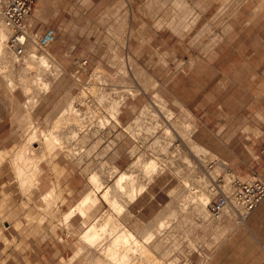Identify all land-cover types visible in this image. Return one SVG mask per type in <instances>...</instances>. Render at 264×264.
<instances>
[{"label": "rangeland", "instance_id": "374dc122", "mask_svg": "<svg viewBox=\"0 0 264 264\" xmlns=\"http://www.w3.org/2000/svg\"><path fill=\"white\" fill-rule=\"evenodd\" d=\"M40 1L27 20L29 44L12 65L11 76L4 73L15 85L12 95L5 91V76L0 79V264H93L95 256L100 258V252L85 253V249L79 257L74 255L81 230L93 223V218L85 222L75 215L63 224L62 216L92 190L85 164L76 167L64 156L53 158L52 165L40 162L41 174L28 184L34 188L29 187L26 195L13 179L10 155L25 129L29 103L21 91L24 82L36 92L32 121L40 129L52 126L71 101L88 97L91 105L94 89L105 88L118 103L115 114L106 113L107 101L99 113L109 123H104L106 132L111 133L105 139L117 144L116 157L108 162L118 173L132 171L129 176L145 183L141 194L137 192L134 200L126 201L127 210L118 216L99 196L98 215L119 220L138 238L140 230L176 215V227L171 225L167 237L156 241L160 250L153 252L152 263L207 264L238 227L237 216L229 208L223 210L230 213L216 218L209 205L221 204L222 196L234 188V181L264 179V55L256 65H249L238 53L244 28L247 51H264V0ZM47 33L53 39L42 45ZM6 47L8 56L16 54ZM28 47L35 55L47 58L39 72L25 64ZM36 82L46 84L47 93L38 96ZM166 111L173 117L170 125L161 118L158 121L166 125L168 134L159 130L156 135L159 144L168 147L166 155L160 147L136 143L126 134L125 128L137 118L145 115L143 124L151 127L152 116ZM112 116L116 117L113 121ZM175 127H184V135L188 134L204 153H191L188 144L183 145L182 137L175 134ZM181 155L190 159L191 166L185 165ZM150 160L159 165L152 179H146L142 168ZM183 178L191 182L187 185L193 195H182ZM50 188H56L59 200L52 199V203L58 201L45 210L44 198ZM200 193H211L204 206L206 217L194 211L197 206L193 202L199 203ZM132 218L135 224L138 221L139 232L133 228ZM88 253L91 263L85 257Z\"/></svg>", "mask_w": 264, "mask_h": 264}, {"label": "bare ground", "instance_id": "6f19581e", "mask_svg": "<svg viewBox=\"0 0 264 264\" xmlns=\"http://www.w3.org/2000/svg\"><path fill=\"white\" fill-rule=\"evenodd\" d=\"M43 1L44 0H41L40 4H41V2L43 3ZM36 9H37V11H36ZM36 9H35V11L38 13L40 10V7L38 6ZM11 35H12V29L9 28L5 24L4 20L2 19L1 15H0V79H2V78L4 79V76H5L4 73H6V71H8L10 76H11L12 65H14V62L17 60L16 58L18 56L23 55L24 50L27 46L26 45L24 47L21 54H18L13 48L9 47L10 49L14 50V52L17 55L13 54L12 56L11 55L8 56L7 47H6L8 45V42L6 43L7 45H5V42H6V40L10 39ZM26 36H27V34H26ZM29 38L27 36V40H29ZM29 48L30 47H28L26 49L28 52L25 51L26 52V55H24L25 56L24 57L25 58V60H24L25 64H26L27 68L34 69L35 71L39 72V69L47 64V58L45 56L35 55L34 52H32L33 50L32 51H30L31 49L28 50ZM9 52H11V51H9ZM6 74H8V73H6ZM29 74L31 75V72H29ZM22 75H24V74H22ZM35 76H36L37 81H39L40 74L39 73L37 75L35 74ZM24 77L26 78L25 75H24ZM33 77H34V75L31 76V78H33ZM5 79H6V76H5ZM6 80H8V79H6ZM6 80H2V82H4L3 85L5 86V91H7V93L9 92L8 95H12L15 85L11 81L12 80L11 77L8 81H6ZM42 84H43V82L42 83L39 82V84L38 83L34 84V86H37L36 90L38 89L37 90L38 96L44 92L47 93L46 84L45 85L44 84L42 85ZM20 86H21L22 93L25 96H27L26 99L28 98L29 103H28V108L26 109V111L24 110L26 112L25 114H27L26 115V122H25V125L23 127L25 129L22 130V132H21L22 134L20 135V142L17 143V145H15L14 152L11 153L10 160H9V166H10L11 171H12L13 179L15 180V183H17V188L20 191V193L26 195L28 188L29 187L32 188L30 185L28 187V184L31 183V185H32L33 184L32 182L35 180L34 178H36V176H38V177L40 176V174H41V170L39 168L40 162L47 161V164L52 165L53 158L59 157V156H64L71 163L76 165V167L77 166H83L85 164L87 170H86V172L84 170V172L85 173L88 172V181L92 186V190L84 193L83 194L84 196H82V199L80 201H78V203H76L72 209L70 208L69 212L67 214H64L62 216L63 217V224L69 223L75 215H78L79 218L84 219L85 222H87L89 220V218H93V223L86 225V227L84 225L85 224V222H84L83 225H84L85 229L81 230V231H83L82 233L79 234L75 231V233H77L76 235L79 234V238L77 239L78 241L76 242L77 243L76 248H75L76 252L74 254L75 257H77V256L79 257V255L82 254L84 249H85V251H86L85 253H87V250H88V252L89 251L91 252L92 250L95 252H100V254L98 253L100 255V258L99 257L96 258V256H95V261L93 264H130L131 262H134V264H146L147 262H149V264L150 263L153 264L152 262H154V254H155L154 251L160 250V248L158 246H155L156 241L160 240L162 242L161 238L163 239L164 236L167 235V232H168V230H170L169 228L171 225L176 227V225L178 223L176 217H178V216L170 214L169 221H171V224H169V221H167V222L165 221V223L157 221V224L154 223L153 225L149 226V228L147 230L146 229H144V231L140 230L142 232V234L140 233V237L138 238V237L133 235L132 231L125 228L119 220L111 219L112 217L110 218V216L109 217L105 216L104 213H102L104 215H101V216L98 215L100 212V206H101V204H100L101 202H99V196L101 199H103V201L107 205H109L111 207L112 210H114L115 215L118 216L119 214H121L124 211V209H126V201L134 200L136 197V193L138 192L140 195L144 189L143 185H144L145 181H144V183H141L138 175H136L138 178H134V176H132V177L129 176L132 171L129 174L125 171L123 173H118L117 169L115 167H113L108 162L110 159H114L116 157L115 146L117 144L115 145V144H113L114 142H112V141L110 142L109 140L105 139V135L111 134V133L106 132L107 131L105 129L106 125L104 123L106 122V124H108V125H109V123H108L107 119L104 120L105 117L104 118L100 117L99 113H100V108H101V110H103L104 109L103 104L105 101H107V105L105 108V110H107L106 113L109 112L108 113L109 116H111L110 113L112 115L115 114L117 111V108H118V103H116L113 99H111V97L109 95L106 94L107 90L105 88H104L105 90L103 88H99L96 90V88H95L94 89L95 92L93 91L94 96L92 95L94 97L92 99L93 103L91 105H89L87 103L88 97L83 98L81 101L73 100L68 104L65 111H63L55 119L52 126L46 128V129H43V128L40 129V128L35 127L36 124L34 125V123L32 121V111L34 109V103L37 101V100H34L36 92L34 90L32 91L30 86L26 82L21 83ZM39 92H41V93H39ZM37 95H36V97H37ZM102 107H103V109H102ZM147 112H149V111H147ZM158 114L157 115H156V113H155V115L152 114L153 116L151 114L150 115L148 114L149 116H152V119H153L152 120L153 124H152V126L150 125L151 127L144 126V124H143V120L145 118V115H144L142 118H140V119L137 118L136 120H134V122L131 125H128L125 128V132L127 135H129V137H131V139L134 142L143 143L142 145L145 144V146L146 145L147 146L152 145L153 148H155L156 146L160 147V152L162 151V153L166 155L167 151H168V147L166 146V148H165V147L161 146L159 144L160 142L158 140L159 137L156 135L158 134L159 130H163L165 135L168 134L166 125L167 126L170 125V122H171L173 117L171 116L170 112H168V111L163 113V115H158ZM114 116H116V115H114ZM112 118L115 120L116 117L112 116L110 119H112ZM159 118L164 120V124H166L165 126H162L159 123V121H158ZM113 119H112V121H113ZM161 119H160V121H161ZM114 123H117V122H114ZM114 123H111V125ZM162 124H163V122H162ZM175 124L176 123H174V125ZM177 125H178V123H177ZM176 129H177V131L175 134H178L179 136L182 137L181 143L183 145L188 144V147H190L191 153L193 152L194 155L195 154L199 155V153L200 154L204 153L205 150L202 149V147L200 148L198 145L194 144L192 142V140L190 138H188V136H187L188 134L184 135L182 129H178V128H176ZM151 141H152V143H151ZM169 142H171V141H169ZM163 144H165V143H163ZM130 153H131L130 156L132 157L135 152L133 150ZM191 153H189V154H191ZM198 155H196V156H198ZM163 157H165V156H163ZM137 159H138V156H137ZM165 159L168 160L169 158L166 157ZM182 159L184 160L185 165H188V166L190 165V159H188L186 156H182ZM183 160H182V163H183ZM156 161L159 162V160H157V157H156ZM156 163L157 162L150 160V162L145 163L144 166L142 165L143 168L141 166V168L143 170V173H142L143 178L147 177L150 179L153 176V173L157 168L156 165H159ZM165 163H167V162H165ZM168 163L170 164V162H168ZM135 164H137V163L135 162ZM129 167H131V166H129ZM132 167H133V165H132ZM132 170H133V168H132ZM192 170H190V171H192ZM175 172H177V171H175ZM134 173H136V172H134ZM187 179L184 181V178H183V181L185 183V184L183 183L184 186H182V189L185 190V192H183V190H182L183 196L185 194L190 196L193 192L190 188L191 182L187 183ZM34 183L36 184V182H34ZM197 183H195V184L197 185ZM187 184H190L189 187ZM199 184H202V182L200 181ZM197 186H199V185H197ZM201 187H204V186L202 185ZM220 188L222 189V187H220ZM225 188H226V186H225ZM55 189L50 188L48 193H46L47 196L45 195L46 197L44 199H45V203H47L46 205H44L45 210H46V208L49 209L48 207L50 206V204L52 203L54 198L58 199L57 195L55 196ZM219 191H220V189H219ZM222 191H224V188L222 189ZM207 192H210V190ZM138 193H137V196H138ZM209 194H211V193H208V194H206V193L201 194L200 193V195L197 198L199 203L198 204L194 203L196 201L193 202V204H196L195 206H197V207H194V211L199 212L202 215V216L199 215L200 217L208 216L206 214L204 206L207 204V202L211 198V197L209 198V196H210ZM227 195H229V193ZM57 201H54V202H57ZM130 203H132V201ZM55 204L56 203H54V206H55ZM191 204H192V202H191ZM193 204L191 206H193ZM50 207H53V205ZM225 207L229 208V210L231 212H233L234 215L237 216L236 219L238 221H236V222H238L237 223L238 225H240L244 222V219H245L244 215H237L235 213V211L228 205L223 206L221 212L217 216H214V217L219 218L221 216V214H224L225 212L230 213V211L228 209L223 210ZM189 209H191V207ZM47 212H48V210H47ZM47 212H45V213H47ZM96 213H97V215H96ZM116 213H118V214H116ZM184 214H185V212H184ZM183 217H185V216H183ZM133 219L134 218H132V220H131L132 221L131 224L134 223V221H135V220L133 221ZM180 221H181V219H180ZM40 224H41V222H40ZM134 225H136V226H134ZM134 225H133L134 226L133 228L136 229V227H137L136 230L138 231V226H137V225H139L138 221H137V224L134 223ZM135 229H133V230H135ZM165 237H167V236H165ZM189 243H190V241L188 242V244ZM162 245H163V243H162ZM162 251H163V249H162ZM153 252H154V254H153ZM87 255H89V253L85 255L86 258H87ZM89 262H90V260H89ZM85 264H86V262H85Z\"/></svg>", "mask_w": 264, "mask_h": 264}, {"label": "built area", "instance_id": "2783aa9c", "mask_svg": "<svg viewBox=\"0 0 264 264\" xmlns=\"http://www.w3.org/2000/svg\"><path fill=\"white\" fill-rule=\"evenodd\" d=\"M38 0H0V15L5 24L12 29V35L8 41L9 47L21 54L28 44L27 19ZM52 35L47 33L41 44L52 41ZM233 190L229 195H223L221 204H210L211 214L217 216L222 207L230 206L237 215H244L252 211L264 199V179H256L251 182L242 183L234 181L231 183Z\"/></svg>", "mask_w": 264, "mask_h": 264}, {"label": "crops", "instance_id": "0c3cea01", "mask_svg": "<svg viewBox=\"0 0 264 264\" xmlns=\"http://www.w3.org/2000/svg\"><path fill=\"white\" fill-rule=\"evenodd\" d=\"M246 31L244 28L243 35L240 36L242 44L240 43L238 53L243 56L244 63L256 65L264 55V51L261 49L247 51ZM258 33L259 30L255 25V36ZM231 51L230 53H233L234 48ZM252 56H254V62H252ZM207 264H264V199L247 214L244 222L238 225L214 251Z\"/></svg>", "mask_w": 264, "mask_h": 264}]
</instances>
